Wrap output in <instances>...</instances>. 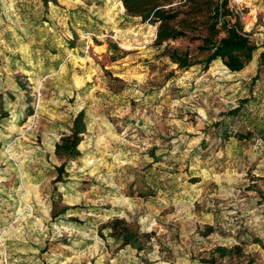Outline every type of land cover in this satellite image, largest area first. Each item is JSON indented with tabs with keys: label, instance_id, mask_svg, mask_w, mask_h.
<instances>
[{
	"label": "rangeland",
	"instance_id": "1",
	"mask_svg": "<svg viewBox=\"0 0 264 264\" xmlns=\"http://www.w3.org/2000/svg\"><path fill=\"white\" fill-rule=\"evenodd\" d=\"M217 2L174 0L165 45L200 59ZM229 7L258 48L239 73L178 70L120 0H0V264H264V0Z\"/></svg>",
	"mask_w": 264,
	"mask_h": 264
},
{
	"label": "trees",
	"instance_id": "2",
	"mask_svg": "<svg viewBox=\"0 0 264 264\" xmlns=\"http://www.w3.org/2000/svg\"><path fill=\"white\" fill-rule=\"evenodd\" d=\"M44 8L49 5L58 6V0H39ZM127 16L138 17L142 23L157 25L155 45L164 46V56L176 65L177 69L186 72L194 66H201L203 72H207L215 61H220L231 73L243 71L254 59L258 48L253 44L250 35L245 32L239 14L229 7V0H218L209 8V23L207 35L201 39V45L197 48L200 59L195 58L188 50L179 51L165 45L180 38H185L183 31L173 26L178 18L177 12L172 9L174 0H120ZM258 73L264 66V51L258 55ZM257 74L253 82L258 80ZM6 116V114L4 115ZM87 132L85 112L81 110L72 119L68 132L60 137L55 145V155L63 161L56 168L55 183L63 182L65 166L68 162L77 161L81 157L79 146ZM225 138H228L226 136ZM243 138V137H242ZM67 207H62L57 212L55 203L52 207V218L64 216ZM220 259H227L233 254L240 255L239 248L229 250L217 248L215 251ZM208 260L207 263L215 264L216 260Z\"/></svg>",
	"mask_w": 264,
	"mask_h": 264
}]
</instances>
